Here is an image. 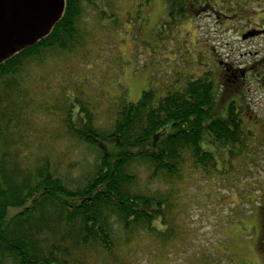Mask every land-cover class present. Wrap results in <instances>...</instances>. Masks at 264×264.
Here are the masks:
<instances>
[{
  "label": "trees",
  "instance_id": "16d2710c",
  "mask_svg": "<svg viewBox=\"0 0 264 264\" xmlns=\"http://www.w3.org/2000/svg\"><path fill=\"white\" fill-rule=\"evenodd\" d=\"M84 2L94 3L64 0L46 34L0 59V264H132L137 240L156 241V257H165V247L180 237L179 184L203 177L199 189L211 195L214 187L219 202L223 186L230 194L241 177L230 175L231 160L245 150L255 122L243 120L246 66L219 65L215 88L206 72L102 110L63 94L50 141L29 137L35 105L46 106L36 102L41 77L30 68L83 45ZM167 2L174 26L212 8L208 0ZM237 94L238 103L229 99ZM99 112L107 118L101 121ZM57 140L72 142L63 155L54 154ZM71 146L82 160L69 158ZM257 208L264 246V203Z\"/></svg>",
  "mask_w": 264,
  "mask_h": 264
},
{
  "label": "rangeland",
  "instance_id": "374dc122",
  "mask_svg": "<svg viewBox=\"0 0 264 264\" xmlns=\"http://www.w3.org/2000/svg\"><path fill=\"white\" fill-rule=\"evenodd\" d=\"M93 2H84L79 22L86 33L83 45L71 55H47L42 64L30 68L33 77H41L40 83L35 81L40 90L36 102L46 101V106L35 105L29 137L39 135L43 142L50 141L60 126L63 94L69 102L79 97L102 110L120 99L135 102L145 89L159 94L169 85L178 86L186 76L206 72L215 88L221 66L242 70L251 63L252 69L243 77V120L255 122L249 125L253 136L247 138L245 150L231 160L230 175L241 176L234 192L229 194L223 186L217 202L211 196L214 187L209 189L211 195L199 189L205 178L199 177L194 184L181 182L179 187H184L174 218L180 237L165 247L162 258L156 257L159 243L137 240L132 264H264L257 213V204L264 203V81L258 73L264 61V0H208L211 9L176 26L168 18L167 0ZM63 5L60 0L51 22L59 17ZM262 26V31L242 39L252 31L249 28ZM16 49L14 45L0 47V59ZM238 98L237 94L229 99L238 103ZM97 114L101 121L108 116ZM70 143L54 141V154H65ZM70 150V159H83L72 146ZM221 160L220 167H225ZM146 244L149 248H144ZM223 250L230 256L221 258ZM203 257L208 263H203Z\"/></svg>",
  "mask_w": 264,
  "mask_h": 264
},
{
  "label": "water",
  "instance_id": "95a60500",
  "mask_svg": "<svg viewBox=\"0 0 264 264\" xmlns=\"http://www.w3.org/2000/svg\"><path fill=\"white\" fill-rule=\"evenodd\" d=\"M60 0H33L29 18H12L9 10L0 14V47L14 45L20 48L31 44L37 38L47 33L55 18L51 22V16ZM61 14V13H60ZM60 16V15H59ZM249 31L242 35V39L254 35Z\"/></svg>",
  "mask_w": 264,
  "mask_h": 264
},
{
  "label": "flooded vegetation",
  "instance_id": "af4514ba",
  "mask_svg": "<svg viewBox=\"0 0 264 264\" xmlns=\"http://www.w3.org/2000/svg\"><path fill=\"white\" fill-rule=\"evenodd\" d=\"M32 1L33 0H0V14L4 11L9 10L10 12L9 14L12 16V18H15L13 17V15L17 16L18 19H20V21L29 18L31 16L29 14V11ZM248 30H252L257 34L258 31L263 30V26L262 28L252 27L249 28ZM260 66H264L262 62L260 63ZM252 67L253 66L251 65V63H249L248 66L246 67L248 69V73L250 72ZM261 77L263 78L262 80L264 81V73L263 74L261 73Z\"/></svg>",
  "mask_w": 264,
  "mask_h": 264
}]
</instances>
